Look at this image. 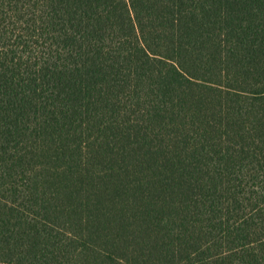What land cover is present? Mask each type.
<instances>
[{"label":"trees","instance_id":"1","mask_svg":"<svg viewBox=\"0 0 264 264\" xmlns=\"http://www.w3.org/2000/svg\"><path fill=\"white\" fill-rule=\"evenodd\" d=\"M0 264H264V0H0Z\"/></svg>","mask_w":264,"mask_h":264}]
</instances>
